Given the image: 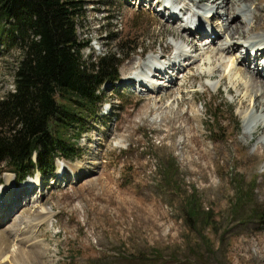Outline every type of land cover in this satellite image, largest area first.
Wrapping results in <instances>:
<instances>
[{
	"label": "rangeland",
	"instance_id": "1",
	"mask_svg": "<svg viewBox=\"0 0 264 264\" xmlns=\"http://www.w3.org/2000/svg\"><path fill=\"white\" fill-rule=\"evenodd\" d=\"M87 1L78 28L80 39L87 43L83 55L95 60L106 51L126 47L117 56L118 81L102 86L106 98L100 114L85 127L80 157H58V172L45 178L36 172L19 182L14 173L2 175L0 190L9 178L17 196L10 205L15 210L0 224V238L10 242L12 251L20 243L17 240L33 233V245L22 244L27 264H264V129L247 142L250 114L236 98L237 91L234 95L226 91L233 83L231 68L220 67L219 72L218 61L203 64L218 58L219 47H227L229 38L223 32L227 23L235 20L246 31L248 19L235 11L218 22L216 16L226 11L225 6L202 10L200 22L207 35L201 38V50L191 54L200 61L191 71L188 66L193 62L188 65V60L176 74L171 69L173 81L162 85L167 93L161 95L125 83L132 77L135 83L136 73L145 75L140 69L126 73L125 67L132 62L139 65L148 55L168 54L175 43L183 45L180 38L186 34L177 29L183 22L171 23L169 10L159 6L158 14L149 0ZM172 1L181 4L178 8H183L185 18L193 17L195 30L197 6L191 0H168ZM189 34L199 40L196 32ZM214 34L217 43L211 46ZM240 41L236 44L242 45ZM236 54L222 55L229 60L238 59ZM17 59V51L0 42V97L15 88ZM262 62L248 65L258 69ZM214 70L218 74L214 79H184L190 72ZM221 74H227L226 85ZM182 98L185 102L178 105L176 100ZM261 110L257 120L262 121ZM213 113L219 116L215 121L208 116ZM170 162L175 163L172 181L163 176V167ZM75 163L82 167L80 175L69 166ZM190 200L197 204H189ZM5 207L0 203V217L8 214ZM46 208L52 210L47 222L24 235L15 234V220L28 229L26 215L34 218ZM0 264H11L10 258L1 254Z\"/></svg>",
	"mask_w": 264,
	"mask_h": 264
},
{
	"label": "trees",
	"instance_id": "2",
	"mask_svg": "<svg viewBox=\"0 0 264 264\" xmlns=\"http://www.w3.org/2000/svg\"><path fill=\"white\" fill-rule=\"evenodd\" d=\"M87 3L0 0V42L18 53L15 88L0 97V181L5 170L22 180L37 171L45 178L55 171L58 157L81 155L85 127L100 114L106 98L101 88L118 78L117 56L126 50L121 45L120 52L106 51L95 60L84 57L87 43L78 28ZM208 116L213 121L219 117ZM174 166L163 167L169 181Z\"/></svg>",
	"mask_w": 264,
	"mask_h": 264
},
{
	"label": "bare ground",
	"instance_id": "3",
	"mask_svg": "<svg viewBox=\"0 0 264 264\" xmlns=\"http://www.w3.org/2000/svg\"><path fill=\"white\" fill-rule=\"evenodd\" d=\"M130 1V0H129ZM145 2V0H141V2ZM154 1V2H153ZM192 3L194 5H196L198 8H201V10H206V11H213L216 8L225 6L226 7V11L224 13L220 12V14H218V16L214 17L217 19L218 22L221 21V18H223L224 16H226V19L230 18L233 16V13L235 11H238L243 17H246L248 19V30H243L242 26L239 22H235L234 20V24L231 23H227L226 27L224 28V33L227 35V38H229V40L227 41V47H219V51L221 52V54L219 55V52H217L216 57H218L217 59H212L210 61H205L203 64H213L215 65V62L218 61L219 65L217 70H221L222 67H229L231 68L230 70V76H232V86H227L226 91L229 94H235L237 91V94L235 95L237 99L240 100V103L243 107L246 108V111L249 112L250 114V118H248L249 121V125L251 128V132L247 135V142H249L252 137L255 135V133H257L258 131H262L264 129V118L263 120H257V117H259V114H257V112L262 108V114H264V62L261 63V66L263 68L258 67V69L254 68L251 69V66L248 65L250 61L252 62H256V61H261L264 59V0H253V3L249 4V3H238L237 0H191ZM203 1H206L203 3ZM211 1V2H210ZM243 1V0H242ZM241 1V2H242ZM258 1V2H257ZM173 2V3H172ZM172 2H168L167 4H165V0H149L150 6L153 9L155 6L156 8V13L159 14V9H157L159 6L163 5L164 9H168L169 13H168V20L173 22H183V23H179L180 24V28H177L178 31L181 30L182 33L186 34V36H181L180 39H182L183 43L186 44L185 49L181 48L177 51H175L174 49L170 50V52L168 53L170 55L171 58H173L172 62H169L168 65L164 68V69H152L150 68V72L151 74H149L146 78V80L144 82H141L140 85L142 87H146L147 90L149 91H156V93L164 95L167 93V90L165 89V87H162V85L167 84L166 82H161V80L155 79L156 77L159 78H167L168 82L173 81V74H169L170 70L172 69H176V68H182L184 63H179L176 58L180 57L183 62L187 61V64L189 65V63L193 62L190 66H188L189 70L190 68H192L191 66H194V64H197L199 58H194L192 57V53L200 51L201 50V38H203L205 35H207V31L206 28L201 24L200 22V18L203 17L201 15V17H198L196 26H195V30L194 32L197 33V36L199 37V40H195V38H193L194 36H191V34H189V31H193L192 29H190V27L193 28V17H187V21L183 19V17L185 16L184 12H183V8L178 4L174 5V1ZM245 2V1H243ZM186 5V4H185ZM228 6V7H227ZM180 9V11L178 10ZM131 10V8H130ZM196 12V10H195ZM198 12H200L198 10ZM185 13H187V11L185 10ZM197 16V13H195ZM208 14V13H207ZM210 14V13H209ZM167 16V15H164ZM163 17V14H162ZM212 17V16H211ZM225 19V20H226ZM244 20V19H243ZM184 22H186V24H184ZM182 25V28H181ZM219 26V24H218ZM219 28V27H218ZM221 28V27H220ZM188 30V31H185ZM167 31V29L165 30V32ZM172 34V37L174 39H178V37L176 36V34L174 33V31H170ZM247 33V34H245ZM222 34H219L217 37L221 36ZM247 37L250 36L252 39H255V44L252 45L250 47V50H254L255 47L257 46L258 50L255 54V56H253V54H250V51H246V46L244 45V41H240L239 38L241 37ZM196 37V36H195ZM214 40H212V42H210L211 46L215 45L217 43V38H216V34L213 35ZM212 37V38H213ZM239 37V38H238ZM233 38L237 39L238 41H240V43H243L242 45H238L236 44L237 40H233ZM209 39V38H208ZM207 40H202V41H208ZM209 48H212V47ZM167 48L171 47V44H167L166 46ZM189 47V48H188ZM205 46L202 48L204 49ZM208 48V49H209ZM208 49H206V51H208ZM231 49H234L233 51ZM205 50V49H204ZM203 50V51H204ZM229 53H237L236 55H239V57H237L238 59L235 58L233 59H229L226 60V56H223L222 54H229ZM162 55H166L167 53H163L161 52ZM151 57V56H150ZM240 58V59H239ZM197 61V62H196ZM159 62V61H157ZM153 63H155V61H153ZM145 66H148V63H146V58L145 60L140 63L139 65L135 66L134 63L132 62L131 64H129L127 67H125V72L128 73L130 70H134V69H140V71L143 72ZM185 67V66H184ZM221 67V68H220ZM257 67V66H256ZM187 68V67H186ZM205 71V72H200L197 74H184L185 78L184 79H190V80H201V79H214L217 77L218 74H216V71ZM191 71V70H190ZM157 72H159V74H157ZM137 77H138V81H142L143 79V75L141 76V72L140 73H136ZM248 74L251 75V78H248ZM158 75V76H157ZM135 76V77H136ZM146 76V75H144ZM221 78L220 81L222 83H224L225 85L228 83L227 81V74L220 75ZM137 79V78H136ZM133 80L135 81V79L130 80L129 78L125 80V83L131 85L134 83H131V81L133 82ZM190 82V81H189ZM176 84H178V81L176 82ZM185 83H182L181 86H183ZM165 86V85H164ZM168 86V84L166 85ZM185 86V85H184ZM167 88V87H166ZM261 89V90H259ZM172 91V90H171ZM242 94H238L241 92ZM172 92L168 93L171 94ZM157 94V95H158ZM173 94V93H172ZM153 98V97H152ZM155 98V97H154ZM147 100V99H145ZM158 101H160V99H158ZM175 101V100H174ZM176 102L178 103V105H181L185 102V99H177ZM249 109H251V111H249ZM245 114V113H244ZM196 119H199L198 115H195ZM262 119V118H261ZM253 123H255V125H253ZM248 125V123H247ZM249 137V138H248ZM195 139V135L192 137V141ZM69 166H73L75 167V174L76 175H80L82 172V167L79 164H71ZM70 168V167H69ZM40 182H42V178H39ZM11 183V179H7L6 182L3 185V189L0 190V203H6V208H8V214H3L2 217H0V224L3 221H6V219H8L9 214H12V211L15 210V207L12 208V210L10 209V205H12L16 199V188H13ZM40 183H38L39 185ZM29 187H27L26 191L30 192V190L28 189ZM8 203V204H7ZM3 206H1L2 208ZM30 212V211H29ZM52 214V210L51 208H46V212H38L36 215V217L32 218L31 215H26V219H24V221H27L28 224H25V226L27 225L28 229H22L20 227V224H22L21 220H19L18 222L15 220V234L16 235H24L26 232H29L31 228H35L37 226H41V224H44L45 222L48 221V218L50 217V215ZM11 216V215H10ZM3 218V219H2ZM2 219V221H1ZM23 220V219H22ZM35 222H34V221ZM26 223V222H25ZM24 224V223H23ZM19 232V233H18ZM31 232V231H30ZM33 232V231H32ZM16 236V239H19V237ZM29 236V234H28ZM9 239V238H8ZM34 239L35 237L33 236V233H30L29 238H22L17 240L18 242H20L17 248L13 249L12 251L9 249V246L6 239H2L0 238V255L4 254L6 255L7 258H10L11 264H27V258L25 256V252L22 249V244L25 243H29V245H33L32 242L34 243ZM15 241V239H13ZM17 242V243H18ZM20 245V246H19ZM16 246V245H15ZM27 246V244H26ZM14 248V247H13Z\"/></svg>",
	"mask_w": 264,
	"mask_h": 264
}]
</instances>
